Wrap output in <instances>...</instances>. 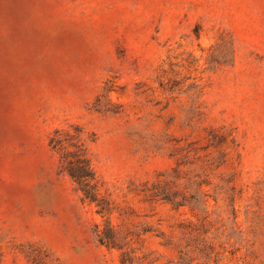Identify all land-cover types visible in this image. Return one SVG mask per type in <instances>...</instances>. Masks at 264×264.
<instances>
[{
	"label": "rangeland",
	"instance_id": "rangeland-1",
	"mask_svg": "<svg viewBox=\"0 0 264 264\" xmlns=\"http://www.w3.org/2000/svg\"><path fill=\"white\" fill-rule=\"evenodd\" d=\"M0 264H264V0H0Z\"/></svg>",
	"mask_w": 264,
	"mask_h": 264
},
{
	"label": "trees",
	"instance_id": "trees-1",
	"mask_svg": "<svg viewBox=\"0 0 264 264\" xmlns=\"http://www.w3.org/2000/svg\"><path fill=\"white\" fill-rule=\"evenodd\" d=\"M50 144L54 150L60 153L62 170L78 184V188L83 193V199L96 204L100 213H110L112 207L109 200L101 193L100 182L88 154L82 128L76 127L75 131L57 128L50 138ZM149 189H151L150 194L153 197L162 195L169 201L182 204L177 200V196L167 192L161 185ZM97 233L102 244L110 247L117 245L114 230L107 234L99 229Z\"/></svg>",
	"mask_w": 264,
	"mask_h": 264
}]
</instances>
